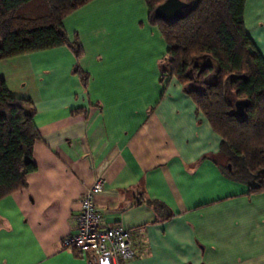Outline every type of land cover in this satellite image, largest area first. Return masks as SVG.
I'll return each mask as SVG.
<instances>
[{
	"label": "crops",
	"instance_id": "crops-1",
	"mask_svg": "<svg viewBox=\"0 0 264 264\" xmlns=\"http://www.w3.org/2000/svg\"><path fill=\"white\" fill-rule=\"evenodd\" d=\"M62 23L79 58L64 44L0 59L40 136L26 186L0 199V264H90L61 242L98 178L104 225L130 229L138 252L118 264H264V191L223 173L220 136L176 77L161 78L167 44L145 0H90ZM244 26L264 57V0H245Z\"/></svg>",
	"mask_w": 264,
	"mask_h": 264
},
{
	"label": "trees",
	"instance_id": "trees-1",
	"mask_svg": "<svg viewBox=\"0 0 264 264\" xmlns=\"http://www.w3.org/2000/svg\"><path fill=\"white\" fill-rule=\"evenodd\" d=\"M88 1L0 0V59L64 44L79 58L81 44L68 39L62 20ZM163 1L145 0L167 44L161 78L176 77L220 136L223 173L249 194L264 191V57L245 29V0H183L173 19L155 15ZM74 72L86 87L88 73L77 63ZM238 99L247 101L243 116L235 113ZM35 113L32 100L12 95L0 77V199L25 187L36 169ZM149 203L172 216L163 202Z\"/></svg>",
	"mask_w": 264,
	"mask_h": 264
},
{
	"label": "built area",
	"instance_id": "built-area-1",
	"mask_svg": "<svg viewBox=\"0 0 264 264\" xmlns=\"http://www.w3.org/2000/svg\"><path fill=\"white\" fill-rule=\"evenodd\" d=\"M102 187V178L93 182L80 199L74 231L62 239V246H74L89 255L90 264H118L137 255L133 233L122 225L107 226L94 196Z\"/></svg>",
	"mask_w": 264,
	"mask_h": 264
},
{
	"label": "water",
	"instance_id": "water-1",
	"mask_svg": "<svg viewBox=\"0 0 264 264\" xmlns=\"http://www.w3.org/2000/svg\"><path fill=\"white\" fill-rule=\"evenodd\" d=\"M187 6V2L183 0H164L155 7V15L163 19H173L181 15L183 8ZM247 101L238 99L235 101V113L238 116L244 115V107ZM204 264V263H199Z\"/></svg>",
	"mask_w": 264,
	"mask_h": 264
}]
</instances>
